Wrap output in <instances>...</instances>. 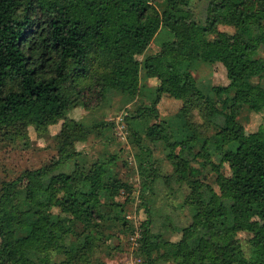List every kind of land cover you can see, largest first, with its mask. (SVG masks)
<instances>
[{
  "label": "trees",
  "instance_id": "16d2710c",
  "mask_svg": "<svg viewBox=\"0 0 264 264\" xmlns=\"http://www.w3.org/2000/svg\"><path fill=\"white\" fill-rule=\"evenodd\" d=\"M189 1L0 0V142L22 143L28 128L44 135L63 122L58 157L0 183V264H107L100 254L120 250L113 226L132 244L137 264H264L254 239L238 238L252 219L264 225V127L244 141L230 138L245 109L264 123V0H209L195 32L182 26ZM220 24L233 33L219 32ZM158 35V51L139 62ZM222 57L228 84L211 86L212 96L202 99L192 72ZM141 74L156 80L149 105L116 122L139 151L134 189L119 177L116 153L88 159L74 148L93 132L66 115L113 91L132 102ZM165 96L179 109L159 119ZM146 115L154 123L144 133L127 122ZM157 145L172 166L168 176L159 173ZM27 176L35 189L22 184ZM159 178L187 190L191 220L175 242L151 230L146 206ZM135 192L146 217L138 225L127 216Z\"/></svg>",
  "mask_w": 264,
  "mask_h": 264
},
{
  "label": "rangeland",
  "instance_id": "374dc122",
  "mask_svg": "<svg viewBox=\"0 0 264 264\" xmlns=\"http://www.w3.org/2000/svg\"><path fill=\"white\" fill-rule=\"evenodd\" d=\"M209 5V0H190L187 9L190 13L189 20L182 23V26L191 31H196L197 25L204 21L206 8ZM219 32L232 34L234 29L220 24L217 26ZM212 38V36H211ZM164 40L163 36H156L152 44L143 50L137 60L140 62L146 55H154L158 51L160 42ZM220 45L222 42H217ZM216 43V44H217ZM240 53L242 47L239 48ZM264 56V51L259 52V56ZM222 64L217 63L214 65H201L196 71L192 72L197 80L198 96L204 99L210 92L211 86H224L228 84L227 69L229 68V60L222 57ZM141 76V90L139 95L129 103L118 95L116 92H111L105 102L93 105L88 110L82 107H76L70 110L66 118L80 123L84 127L92 129L85 141H75L74 148L88 157V159L102 157L103 154L116 153L118 156L116 169L119 177L128 181L134 189L139 187V179L136 172L137 158L136 152L139 153L129 139V133L123 135L121 126L116 122L123 119L124 114L133 112L138 105L148 106L150 101V89L156 85L155 79H146ZM111 87L114 84L110 82ZM114 89V88H113ZM159 119L171 118L178 112L180 102L165 96L160 102ZM159 110V109H158ZM197 121H199L196 118ZM114 123L112 129L103 130L97 136L95 126L98 124ZM127 122L131 128L137 130L139 133H144L153 123L154 119L150 116H141L134 120L128 119ZM62 121L54 124L48 128V132L44 135L36 133L32 128H28L22 143L5 144L0 142V183L10 182L21 177L25 171L39 169L44 165H48L53 159L58 157L57 135L60 133ZM264 123L260 115L248 112V110L241 111L236 119V124L232 127L230 138L233 140L244 141L247 137L255 132L257 128ZM100 128V127H99ZM129 132V131H128ZM131 134V133H130ZM125 137V140H123ZM178 148L175 152H178ZM153 156L157 160L161 175H170L172 166L166 158V150L162 145H157L153 149ZM156 166V165H155ZM225 174L228 173L227 168L223 169ZM210 181V179H208ZM22 184L35 189L38 183L33 177H24ZM154 195L148 196L147 209L154 221L151 230L160 233L161 238L167 241L175 242L179 240L180 233L178 231L181 227L190 223V214L186 206H184V196L187 193L185 187H179L175 183H165L163 178H159L154 184ZM137 192L134 193V198L127 206V216L129 221L138 225L140 218L144 220L145 207L136 198ZM249 233H243L238 236L240 241H246L253 238L260 250L264 251V225L263 223L254 218L249 224ZM113 235L111 241L113 245H119L120 250L114 251L111 256L100 254L101 258L107 264H137L134 261V253L132 244L126 241V237L121 236L118 232L119 226L108 228ZM170 264V263H168Z\"/></svg>",
  "mask_w": 264,
  "mask_h": 264
}]
</instances>
